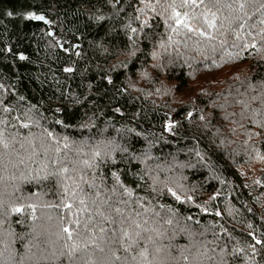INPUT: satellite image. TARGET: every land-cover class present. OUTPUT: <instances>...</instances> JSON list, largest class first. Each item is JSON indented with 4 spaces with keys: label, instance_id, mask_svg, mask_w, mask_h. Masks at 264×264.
Instances as JSON below:
<instances>
[{
    "label": "trees",
    "instance_id": "1",
    "mask_svg": "<svg viewBox=\"0 0 264 264\" xmlns=\"http://www.w3.org/2000/svg\"><path fill=\"white\" fill-rule=\"evenodd\" d=\"M262 4L0 0V264H68L29 248L112 173L141 237L77 264H264Z\"/></svg>",
    "mask_w": 264,
    "mask_h": 264
},
{
    "label": "snow or ice",
    "instance_id": "2",
    "mask_svg": "<svg viewBox=\"0 0 264 264\" xmlns=\"http://www.w3.org/2000/svg\"><path fill=\"white\" fill-rule=\"evenodd\" d=\"M214 2H218V0H214ZM261 6L264 7V4ZM30 18L40 21L44 20L43 16L34 13L30 14ZM66 71H71V69H66ZM51 135L49 133V136ZM67 146V144L64 145L65 148ZM93 155L103 162L104 158H110L111 154L108 151L103 154L100 151H96ZM85 164L92 167L87 161H85ZM68 171L66 167L62 169L63 173H68ZM112 175L117 177L112 187L101 186L103 184V181H101L99 184L89 185L88 187L91 191L86 193L82 187L77 185L81 195H77L76 192H73L72 195L77 197L81 211L88 213L87 218L83 221L77 219L71 222L73 225L72 230L69 227L61 228V232L66 234V239L58 250H51L48 247L47 240H41L40 243H32L29 248V252L32 255L29 259L39 262L60 260L63 257L68 261V264H77V253H79L81 258H86L92 255V252L89 251L90 248L98 250L100 253H104L105 248H107L113 258L117 261L121 260V257L116 256L114 249L120 247L127 253L129 248L138 242L141 237L142 224L139 218L142 213L136 210L139 200L133 199V190L121 183L116 173H112ZM65 191L67 192L68 189H65ZM172 195L176 196L175 193H172ZM176 199L179 200L180 197L176 196ZM65 206L71 208L70 204ZM20 210L14 209V211ZM167 223L171 224L172 221L168 220ZM76 240H80L82 243L77 244ZM125 241L128 242L127 247L124 246L123 242ZM257 243H260V241H257ZM41 244L44 247H41ZM101 244L104 247H101ZM33 248L36 249V252H32ZM139 255L143 256L144 253L141 252ZM128 259L135 258L125 255L124 260L127 261Z\"/></svg>",
    "mask_w": 264,
    "mask_h": 264
},
{
    "label": "water",
    "instance_id": "3",
    "mask_svg": "<svg viewBox=\"0 0 264 264\" xmlns=\"http://www.w3.org/2000/svg\"><path fill=\"white\" fill-rule=\"evenodd\" d=\"M42 21H45V19H44V20H42Z\"/></svg>",
    "mask_w": 264,
    "mask_h": 264
}]
</instances>
